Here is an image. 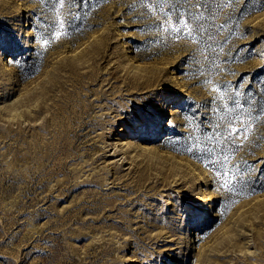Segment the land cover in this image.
<instances>
[{
  "label": "rangeland",
  "instance_id": "rangeland-1",
  "mask_svg": "<svg viewBox=\"0 0 264 264\" xmlns=\"http://www.w3.org/2000/svg\"><path fill=\"white\" fill-rule=\"evenodd\" d=\"M200 4L177 39L146 0H0V264H264V0Z\"/></svg>",
  "mask_w": 264,
  "mask_h": 264
},
{
  "label": "snow or ice",
  "instance_id": "snow-or-ice-1",
  "mask_svg": "<svg viewBox=\"0 0 264 264\" xmlns=\"http://www.w3.org/2000/svg\"><path fill=\"white\" fill-rule=\"evenodd\" d=\"M148 6L153 11H159L163 14L162 22L157 26L158 30H162L167 33L170 30L175 32L176 38H180V33L183 32V35L188 38H194L193 33L199 29H202V25L199 24V21L202 19V13L198 11L201 7L200 0H183V3L187 5V7L183 8L182 11H178V5L175 4V0H146ZM60 8L64 7L65 0H58ZM168 9L165 11V9ZM173 14L176 15V20L173 21ZM63 24V21H60ZM219 91L218 89H216ZM228 111H232V109H228ZM238 129L233 130L232 134L234 135ZM224 160L227 161L228 157H224ZM221 176H224V173H220ZM234 174L225 179L222 183V187H224L228 191L234 190V184L231 183L233 180Z\"/></svg>",
  "mask_w": 264,
  "mask_h": 264
},
{
  "label": "bare ground",
  "instance_id": "bare-ground-1",
  "mask_svg": "<svg viewBox=\"0 0 264 264\" xmlns=\"http://www.w3.org/2000/svg\"><path fill=\"white\" fill-rule=\"evenodd\" d=\"M168 98H170L171 100H173L174 98L172 97V96H167ZM176 99V98H175ZM167 114V111L165 112V115ZM178 129H180V127L178 128ZM193 230V229H192ZM192 233H194L193 231H192Z\"/></svg>",
  "mask_w": 264,
  "mask_h": 264
}]
</instances>
